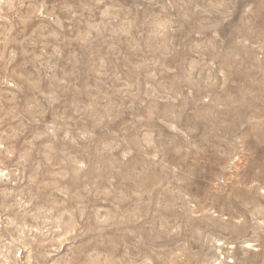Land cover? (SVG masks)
I'll return each instance as SVG.
<instances>
[{
    "label": "rangeland",
    "instance_id": "rangeland-1",
    "mask_svg": "<svg viewBox=\"0 0 264 264\" xmlns=\"http://www.w3.org/2000/svg\"><path fill=\"white\" fill-rule=\"evenodd\" d=\"M0 264H264V0H0Z\"/></svg>",
    "mask_w": 264,
    "mask_h": 264
},
{
    "label": "bare ground",
    "instance_id": "bare-ground-1",
    "mask_svg": "<svg viewBox=\"0 0 264 264\" xmlns=\"http://www.w3.org/2000/svg\"><path fill=\"white\" fill-rule=\"evenodd\" d=\"M7 1H9V0H7ZM12 6V5H11ZM3 16V15H2ZM5 49V48H4Z\"/></svg>",
    "mask_w": 264,
    "mask_h": 264
}]
</instances>
